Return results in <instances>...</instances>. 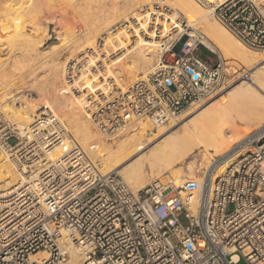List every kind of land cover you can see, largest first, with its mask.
<instances>
[{"label": "built area", "instance_id": "obj_1", "mask_svg": "<svg viewBox=\"0 0 264 264\" xmlns=\"http://www.w3.org/2000/svg\"><path fill=\"white\" fill-rule=\"evenodd\" d=\"M212 10L246 45L264 50V0H217ZM180 30L188 34L180 46H160L158 62L125 89L88 95L85 110L101 134L114 137L138 122L156 129L224 90L222 61L199 54L194 29ZM37 123L23 137L1 134L0 150L12 154L21 179L0 192V264L64 263V240L77 245L82 264H264V123L199 181L174 185L165 174L140 191L100 173L71 139L52 160L67 131L52 113ZM39 252L45 255L33 258Z\"/></svg>", "mask_w": 264, "mask_h": 264}, {"label": "bare ground", "instance_id": "obj_2", "mask_svg": "<svg viewBox=\"0 0 264 264\" xmlns=\"http://www.w3.org/2000/svg\"><path fill=\"white\" fill-rule=\"evenodd\" d=\"M9 1L0 0V145L6 130L23 137L38 124L40 115L56 114L65 120L68 139L49 158L61 157L72 140L102 174L132 159L118 173L132 190L140 191L147 184L144 166L156 179L165 169L187 161L198 151L192 155L198 163L191 160L187 169L203 173L235 138L264 123V50L246 45L213 13L212 4L217 0H42L41 6L24 0H16L12 6ZM153 4L158 9L171 6L175 11L166 14ZM41 16L44 21L57 20L53 29L59 45L44 52L39 49L48 26L38 20ZM180 17L198 30L203 46L220 56L227 71L236 75L235 82L245 73L250 74V81L225 90V101L216 93L176 121L158 126L152 139L147 138L152 129L148 122L132 124L116 135L120 138L112 147L86 112V98L97 97V92L108 94L112 89L109 85L113 90L125 89L151 70L159 60L163 39L171 35L172 28L178 29L176 20ZM168 20L175 23L172 28ZM27 25H32V30L26 31ZM110 27L115 28L100 40ZM177 34L188 36L182 31ZM62 52L75 58L74 63ZM67 72L72 77H67ZM10 155L0 151L1 193L14 188L21 179ZM224 168L222 165L218 173ZM197 173L186 177L179 168L173 169L174 185L184 179L199 181ZM62 246L69 259L60 264L83 263L74 242L64 240ZM43 255L39 252L33 258Z\"/></svg>", "mask_w": 264, "mask_h": 264}, {"label": "rangeland", "instance_id": "obj_3", "mask_svg": "<svg viewBox=\"0 0 264 264\" xmlns=\"http://www.w3.org/2000/svg\"><path fill=\"white\" fill-rule=\"evenodd\" d=\"M7 1H9V0H7ZM25 2H28L27 4H29V3H34V5L35 6H41L42 5V0H24ZM93 1H95V2H104V0H93ZM155 1H159V0H154L152 3H154ZM165 1V0H164ZM10 3L9 4H11L12 6L15 4V2H16V0H10L9 1ZM153 6L155 7V8H157V6H156V4L154 5L153 4ZM162 7H163V9H162V12L164 11L166 14H170V13H173L175 10L173 9V7H171V6H165V5H161ZM147 8V6L144 8V7H140V9H143V10H145ZM136 11H139V9L138 10H136ZM43 16H41V17H39L38 18V20H40L41 22H42V24L43 25H47L48 26V32L45 34V35H43L44 36V38H43V36L41 37L43 40H42V44H41V47H40V49H39V51H41V52H44V51H47V50H49L48 48H50V47H52L53 45H55V46H58L59 44H58V39H57V36H56V34H55V32H54V29H53V27L55 28V26H56V21L57 20H55L54 18H49L50 20H47V21H44V18L43 19H41ZM182 17H180V18H178L177 20H176V23L178 22V24H179V29L181 28V26L182 27H184V29H185V27H186V25L189 27V29H194L196 32H197V34L199 35V38H200V40H201V35H200V33L198 32V30L195 28V27H191L190 28V25H188V21L187 20H185L184 18H182ZM49 21V22H48ZM45 22H47V24L45 23ZM169 24H170V27L172 28L173 26H174V24L175 23H173L172 21H170V20H168L167 21ZM182 22V23H181ZM32 25H27L26 27H25V30L26 31H29V29L30 30H32V27H31ZM29 28V29H28ZM77 28H79L78 26H77ZM115 27H110L109 28V30L108 31H105V33L103 34V35H101V39L100 40H102L103 38L102 37H105L106 36V34L107 35H109V33L110 32H112V30L114 29ZM53 29V30H52ZM177 28H172V30L170 31V32H172L171 33V35H169L167 38H165V39H163V41H162V44H161V48H165L167 45H169V44H171V42L173 41L174 43H176V46L175 47H179L180 46V44L183 42V40H184V38H182V39H180V41H178V38L180 37V35L179 34H177V32H178V30L179 29H177ZM181 31V30H180ZM107 32V33H106ZM49 33V34H48ZM46 38V39H45ZM203 45V44H202ZM46 49V50H45ZM163 51V50H162ZM161 51V49L158 51V54L160 55V53L162 52ZM160 52V53H159ZM63 54H64V57H69L68 59H67V61H70V62H72V64L74 63L73 62V60L72 59H75V58H72L71 56H69V55H67L66 56V53H64V52H62ZM199 54L202 56V57H204L205 59H207L209 62H211V63H214V62H216L218 59H220L221 61H222V63H223V65H224V62H223V60L220 58V56L218 55V54H216V53H214V52H210V50L207 48V47H204V46H199ZM160 57V56H159ZM158 62V61H157ZM157 62H155V63H157ZM100 64V63H99ZM155 65V64H154ZM153 65V66H154ZM75 66H77V68L76 69H78V67H79V65L78 64H75ZM75 66L73 67V65H71V68H75ZM225 86H224V90L222 91V92H220V93H218V97H219V99L220 100H223V101H225L224 99H225V90H227V89H229V88H231V86H233L234 84H236V83H238V82H241V81H246V82H249L250 81V77H249V73H245L244 75H242V77H240V79H238L236 82H235V79H236V75H233V73H230L229 71H227V68H225ZM38 74L40 75V76H44V74L42 73V72H38ZM42 74V75H41ZM70 73L69 72H67V77H72V75H69ZM232 74V75H231ZM112 83V82H111ZM232 84V85H231ZM81 93L79 92V93H77L76 95L78 96V95H80ZM82 94H85V95H87V92L86 91H83L82 92ZM97 94H99V92H97ZM69 96V95H68ZM33 97H35V96H33ZM223 97V98H222ZM204 104V103H203ZM197 106H201V105H197ZM197 106H195V107H193V108H191V109H189L188 111H191V110H195V108L197 109ZM87 112V111H86ZM87 113H89V112H87ZM56 115V114H55ZM57 116V115H56ZM60 120H61V118H60V116L58 115L57 116ZM61 122L63 123V125L67 128V126H66V123H65V120L62 118V120H61ZM23 125V124H22ZM164 126H166V125H164ZM254 127H256V126H254ZM253 128V126L251 127V128H249L248 130H246L245 132H243L242 134H241V136H243L246 132H248L250 129H252ZM68 132H69V130H67ZM151 131V132H150ZM149 131V133L147 134V138H154L155 136V134H156V132H157V128L156 129H151ZM240 131H242V129H240ZM131 132H135V131H132L131 130ZM240 136V137H241ZM239 137V138H240ZM111 138V139H110ZM120 137H116V136H114V137H106L105 136V139H108V140H106L112 147H115L116 146V140H118ZM238 137L237 138H235V141H237L238 139H239ZM234 141V142H235ZM234 142H231V145L234 143ZM112 143V144H111ZM1 151V150H0ZM196 154H198V151H195L194 153H192L191 154V156L188 158V160L187 161H184L183 163H176V164H174L173 166H171V167H169V168H167V169H165V171L163 172V173H161V176H163V175H165V174H167V175H169L170 176V178H172L173 179V176H172V170L173 169H176V168H179L182 172H183V174L186 176V177H194L195 175H196V173L197 172H192V173H190L189 171H188V169H187V164H188V162H195L196 164L198 163V161H197V157H195V158H193L192 157V155L194 156V155H196ZM192 160V161H191ZM132 161V159H130V160H128V161H126L125 163H123V164H121L120 165V167H116V169L114 170V171H112V172H114V173H116L117 175H119L122 179H123V177L118 173V170L120 169V168H122V167H124L125 165H127L128 163H130ZM96 164H98V162H95ZM98 168V167H97ZM144 170H145V173H146V176H147V183L149 182V181H151L152 180V178L155 176V174H153V172L150 170V168L148 167V166H144ZM152 172V173H151ZM202 173V170H201V172L199 173H197V175H200ZM163 174V175H162ZM160 176V177H161ZM124 180V179H123ZM134 191V190H133ZM231 210V207H229V209H228V211H230ZM236 264H246L245 262H244V260L243 259H240Z\"/></svg>", "mask_w": 264, "mask_h": 264}]
</instances>
